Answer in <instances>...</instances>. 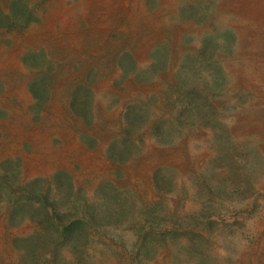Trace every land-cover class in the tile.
<instances>
[{
  "label": "rangeland",
  "instance_id": "rangeland-1",
  "mask_svg": "<svg viewBox=\"0 0 264 264\" xmlns=\"http://www.w3.org/2000/svg\"><path fill=\"white\" fill-rule=\"evenodd\" d=\"M83 1L0 0V264H264V60L241 18L130 0L105 35ZM60 4L72 33L46 27Z\"/></svg>",
  "mask_w": 264,
  "mask_h": 264
},
{
  "label": "bare ground",
  "instance_id": "bare-ground-1",
  "mask_svg": "<svg viewBox=\"0 0 264 264\" xmlns=\"http://www.w3.org/2000/svg\"><path fill=\"white\" fill-rule=\"evenodd\" d=\"M81 6L84 16L93 21L94 29L105 35L109 33L108 19L114 14L124 19H135V16H137L133 12L134 5L130 0H84ZM223 9L241 18L243 25V29L241 30L243 31V35L246 39L247 34H249L250 37V45L253 51V54L251 55L254 58H259L263 61L264 46L260 47L259 42L262 43V40L264 39V0H228ZM74 15L73 8H69L65 6V4H60V6L54 10L51 20L47 22L46 27L49 31L54 32L55 26L58 25L60 33H72V18ZM154 36L159 38V32L155 33ZM148 48L149 45L147 43L140 47L138 51L140 59L144 58ZM35 137H37V134ZM34 139L41 145L45 144L41 142L42 140L40 138ZM68 147L75 150L78 145L77 143H71ZM99 155L100 154H93L90 156L91 162L94 165L101 162ZM43 161L42 157L35 156L34 159L30 160L29 164L32 168L39 167V169L43 170Z\"/></svg>",
  "mask_w": 264,
  "mask_h": 264
}]
</instances>
